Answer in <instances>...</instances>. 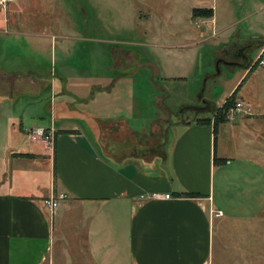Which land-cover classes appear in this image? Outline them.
<instances>
[{"label": "crops", "instance_id": "1", "mask_svg": "<svg viewBox=\"0 0 264 264\" xmlns=\"http://www.w3.org/2000/svg\"><path fill=\"white\" fill-rule=\"evenodd\" d=\"M226 28L229 25L218 29V50L230 46ZM17 36L33 37L38 49L43 43H57L48 32L41 37L12 26V40ZM250 44L252 49L263 42ZM120 51L112 64L114 76L99 78L82 92L66 88V67L54 74L48 71L47 78L46 73L32 72L37 78L30 85L21 83L30 70L12 69V114H19L20 126L12 123L8 127L7 140H12L2 152V161L12 159V190L0 189V264H224L226 257L233 259L229 264H239L236 260H264V244L259 251L255 246L257 236L264 241V65L238 64L240 70L228 95L213 104L220 106L234 92V101L242 102L246 111L218 124L215 131L211 123L184 120L161 108L167 118L162 115L164 121L152 122L149 129L157 127L161 132L155 144L160 151L146 159L150 141L138 142L144 132L131 125L141 109L134 101L133 91L138 88L134 77L144 63L137 52L129 60L123 58L126 51ZM55 75L60 81L57 92ZM159 78L161 82L174 79ZM157 87L165 93L166 88ZM48 91L44 112L31 115L35 124L22 127L19 105L26 99L25 105L40 109L48 98L40 94ZM67 97L84 107L70 108ZM157 99H162L159 107L164 105L162 96ZM204 100L212 102L209 96ZM208 111H198L197 117H207L204 113ZM38 116L44 124H39ZM160 117L157 110L153 121ZM37 126H52L60 132L52 142H38L40 147L24 142L26 151L14 149L26 131ZM150 192L171 197L146 198ZM185 192L196 195L176 194ZM58 194L64 197L57 199L51 213L43 201Z\"/></svg>", "mask_w": 264, "mask_h": 264}, {"label": "rangeland", "instance_id": "2", "mask_svg": "<svg viewBox=\"0 0 264 264\" xmlns=\"http://www.w3.org/2000/svg\"><path fill=\"white\" fill-rule=\"evenodd\" d=\"M193 8H211L212 17H192ZM215 23L219 30L229 25L226 29L230 31V34L227 31L230 46L227 49L215 47L221 38ZM12 26H19L27 32L30 30L41 37L48 32L54 35L57 43L52 46L43 43L38 49L31 36L21 39L17 36L13 41ZM257 41L264 43V0H14L4 13L0 12V189L6 191L11 187L12 190V159L2 161V152L8 142L11 144L12 139L7 140V132L12 123L20 126L19 114H12V69L30 70L28 76L21 78L22 84L30 85L31 80L37 78L32 72L46 73L44 77L47 78L48 71L66 67V88L82 92L99 78L114 76L116 72L112 64L119 59L120 50L126 51L123 58L129 60L137 52L144 68L134 77L138 88L133 94L141 109L139 116H133L138 120H131V125L144 132L138 142L150 141L151 149L146 153V159H150L160 151L155 144L161 132L157 127L152 131L149 129L152 122L157 125L164 121V117L167 118L166 110L161 108L175 115L183 106L201 105L200 98L208 96L210 101L219 104L228 95L240 68L238 65L220 64V71L216 74V59L233 60L231 53L238 45ZM192 45L198 48L190 47ZM257 49V46L250 49L248 57L254 58ZM207 75L214 76L206 79L200 96ZM160 76L174 79L161 82ZM55 77L57 92L60 81ZM35 82L39 84L38 79ZM157 85L166 88L165 93ZM129 89L132 91L131 85ZM19 92L13 93L22 96ZM47 95L46 104H40V109L25 105L26 99L19 105L23 112L22 127L35 124V118L30 116L40 110L44 112L50 93L40 94L42 99ZM160 96L164 98L161 107L162 99H157ZM22 97L17 98L18 101ZM66 102L70 108L83 106L73 97H67ZM156 109L160 111L161 119L153 121ZM204 114L209 116L211 111ZM179 115L191 121L196 117L191 109ZM41 119L38 116L37 121L44 124ZM24 142L40 147L37 141L24 136L14 149L26 151ZM263 242L257 236L256 250L259 251ZM69 244L72 245L71 242ZM254 254L258 256L259 252ZM226 258L224 264L232 263V257ZM236 261L239 264H264L260 258Z\"/></svg>", "mask_w": 264, "mask_h": 264}, {"label": "built area", "instance_id": "3", "mask_svg": "<svg viewBox=\"0 0 264 264\" xmlns=\"http://www.w3.org/2000/svg\"><path fill=\"white\" fill-rule=\"evenodd\" d=\"M14 0H0V12L7 9V6L12 3ZM250 67L254 66H263L264 65V43L258 46L256 55L254 58H250ZM245 110V106L242 102L237 101L234 103L232 107H230L226 113V119L232 120L234 116ZM55 129L52 126L44 127V126H37L30 128L26 131V137L30 141H37V142H52L53 133ZM63 194H58L56 196H51L48 199H44V204L47 206L48 210L51 213H54L57 207V199L63 198ZM146 198H164L169 199L171 195L169 193H159V192H150L145 195ZM215 213L217 215H221L222 212L216 210Z\"/></svg>", "mask_w": 264, "mask_h": 264}, {"label": "trees", "instance_id": "4", "mask_svg": "<svg viewBox=\"0 0 264 264\" xmlns=\"http://www.w3.org/2000/svg\"><path fill=\"white\" fill-rule=\"evenodd\" d=\"M212 9L211 8H193L191 12L192 17H212ZM251 45V44H250ZM218 59V58H217ZM213 104V102H211ZM210 103V105H211ZM234 92L228 96L224 102L220 106H215L214 104V109L211 110L210 116L207 117H197L198 116V111H194L196 114V117L194 119L195 123H202V124H212L213 125V131L216 130L218 124L225 122L226 119V113L230 107L234 105ZM60 131H54L53 133V140L55 137V134H57ZM64 133H70V131H61ZM20 156H25V157H32L33 155L30 153H19ZM220 161L219 159L214 157V161ZM177 195H183V196H195L196 194L191 193V192H185V193H176Z\"/></svg>", "mask_w": 264, "mask_h": 264}, {"label": "water", "instance_id": "5", "mask_svg": "<svg viewBox=\"0 0 264 264\" xmlns=\"http://www.w3.org/2000/svg\"><path fill=\"white\" fill-rule=\"evenodd\" d=\"M253 45H250V46H245L242 50L245 52L247 49H250V47H252ZM243 60H244V65H246L248 62H250V58L248 57V56H244L243 57ZM220 62H222V63H226L225 62V60H222V59H216V64H215V67H216V74H218L219 73V71H220V69H219V66H218V64L220 63ZM241 65V64H240ZM214 75H210V76H206L205 78H204V80H203V84H202V88H201V92H200V96L202 95V93H203V91H204V85H205V81H206V79L208 78V77H213ZM200 96H199V98H200ZM200 100H201V102L203 103V106H183L180 110H179V112L177 113V116H178V118L180 117V113L181 112H183L184 110H189V109H191V110H194V111H203V110H213L214 109V105L211 103V102H209V101H206V100H204V99H201L200 98ZM210 103H211V105H210Z\"/></svg>", "mask_w": 264, "mask_h": 264}, {"label": "flooded vegetation", "instance_id": "6", "mask_svg": "<svg viewBox=\"0 0 264 264\" xmlns=\"http://www.w3.org/2000/svg\"><path fill=\"white\" fill-rule=\"evenodd\" d=\"M245 46H250L249 44H244V46H241V47H238V48H235L233 50V52L231 53V56H232V59L233 60H229V61H225L226 63H224L226 66H228V64H242L244 62L243 60V57L246 55V51L244 52L242 49L245 47ZM248 51V50H247ZM221 59V58H219ZM235 59H237V61H235ZM224 60V59H223Z\"/></svg>", "mask_w": 264, "mask_h": 264}]
</instances>
